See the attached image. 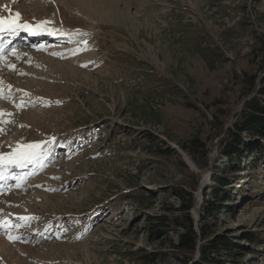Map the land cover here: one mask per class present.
<instances>
[{
  "label": "rangeland",
  "instance_id": "obj_1",
  "mask_svg": "<svg viewBox=\"0 0 264 264\" xmlns=\"http://www.w3.org/2000/svg\"><path fill=\"white\" fill-rule=\"evenodd\" d=\"M62 1L20 0L24 23L36 16L59 29V7L69 34L45 41L49 53L0 62L13 87L0 102L9 110L0 144L43 141L46 163L18 204L0 202V219L29 217L13 219L15 240L0 231V264H187L172 246L184 230L148 242L143 219L180 207L178 187L194 193L198 247L225 237L241 247L226 264H264V139L246 137L252 151L224 155L245 103L264 101V0ZM195 140L205 152L191 149ZM166 148L171 156L159 155ZM231 161L240 172L226 173L229 209L202 220L212 177ZM142 194L152 209L136 205Z\"/></svg>",
  "mask_w": 264,
  "mask_h": 264
},
{
  "label": "trees",
  "instance_id": "obj_2",
  "mask_svg": "<svg viewBox=\"0 0 264 264\" xmlns=\"http://www.w3.org/2000/svg\"><path fill=\"white\" fill-rule=\"evenodd\" d=\"M262 53L264 56V40L262 44ZM253 83V82H252ZM263 94V92L261 93ZM245 135V136H243ZM151 136V135H150ZM229 138L231 142L225 144L224 155L230 159L235 157H242L244 153L252 151V148L246 145V137L250 139L263 138L264 139V101L258 98H253L245 103V107L242 115L235 124L233 131L229 132ZM152 137V136H151ZM203 145L199 141L192 142L191 149L193 151L202 150ZM259 153L260 149H257ZM203 151V150H202ZM205 152V151H203ZM161 156H171V150L166 148L165 150H158ZM258 153V152H257ZM234 161L229 164H224L223 167H219L216 173L212 177L211 186L208 189H212V199L204 201L203 204V217L202 220H218L220 209L228 210L229 207H221L222 201L228 200V189L226 187L234 185L235 182L230 183V179L226 176L229 169L240 172L239 169H235L236 165L232 167ZM239 178H236L238 181ZM173 196L177 197L181 205L178 208L167 209L168 212L161 213H144L145 227L148 232V242H165L168 239L170 233L176 228H182L184 233L180 235L179 244L172 245L173 248L179 254H183L188 258L187 264H226V262H232L238 256V251L241 247L238 243L232 242L227 238H215L214 240H208V244L202 247H198V236L195 227V221L192 217V210L195 206V196L193 192L186 190L184 187H178L173 189ZM154 204V198L152 196L136 195V205L142 210L152 209ZM202 237L209 239L212 237L208 232L205 225L201 223ZM199 250L201 258L194 261L195 255ZM215 256H212L214 255ZM148 256H142L141 262L144 264H154V261L148 260Z\"/></svg>",
  "mask_w": 264,
  "mask_h": 264
},
{
  "label": "bare ground",
  "instance_id": "obj_3",
  "mask_svg": "<svg viewBox=\"0 0 264 264\" xmlns=\"http://www.w3.org/2000/svg\"><path fill=\"white\" fill-rule=\"evenodd\" d=\"M19 1L20 0H0V18H4V19L15 21L16 24H18V25H25L26 24V25H28V28L18 27L14 33L13 32H9V31H3V32H8L10 34L9 35L10 37H11V35H16L17 33H21L23 31L26 33V36H27V34H29L30 36H34V38H31L29 40V45H28V46H32V47H31V49L23 47L21 49L19 48L20 50H18V51L15 49L12 52L11 51L12 49H9L10 47L4 48L5 45H2L0 47V62L6 61V63H10V61H15V59H18L19 57H22L24 55L28 56L29 54H34V56H35L36 53L37 54L49 53L47 51L49 49H52V48H50L51 46L47 45L48 44L47 42H42V37H44L47 34L53 33V35H54L53 39L60 40V39H57L55 36L69 34L68 29L64 25L60 24L62 17H61V9H59V7L53 13V16H54L53 19H54L55 23L57 24V26L59 27V29H56V28H54L55 26H53V25L49 26V23H47V21H48L47 19H45V23H43L42 21L37 19L38 17H36V16L34 17L33 21L29 20V21L24 23L23 18H25V15L27 14V12H25V10H27L28 8L26 6L25 7L20 6L19 5ZM32 1H34V4H32V6L34 5L33 7H36V6L38 7V6H40V5H42L44 3V0H32ZM67 1H66V3H67ZM56 2H57V0H55V4H56ZM62 2L64 3V0ZM76 2H78V1H76ZM87 2H90V1L87 0ZM101 2H103V1H101ZM74 4H75V2H74ZM93 4H91L92 7L95 6V3H93ZM102 5H101V7H103ZM87 6L89 8V5H87ZM93 9H95V8H93ZM97 10H99V8L96 9L95 11H97ZM28 12H30V11H28ZM85 12H87V11H85ZM104 12H106V11H104ZM17 14H19L18 17H17ZM105 16H107V15H105ZM3 32H0V38H1ZM70 35H68V38H67L68 41L66 43H63V44H72V43H70V41L72 40V34H70ZM35 36H37V37H35ZM74 38H75V36H74ZM62 40L63 39H61L59 43H61ZM40 41L42 43H44V45L47 47L46 50H45V46L40 44ZM44 50H45V52H44ZM9 51H11V52H9ZM6 52H9L8 55L6 54ZM10 56H11V58H10ZM12 57H14V58H12ZM1 64H0V66H1ZM0 79H2V78H0ZM12 88L13 87L11 86V83H7V82H5V80L0 82V102H2L1 100L5 99L3 93L5 91L6 92H10V90H12ZM8 114H9V110L0 109V138L4 134V129H5V125H6V120L5 119H6ZM44 143H43V141H39V142L30 141V139H27V138L24 139V136H23V139L19 140V142H17L13 146L9 145L8 142H6V143H4L2 145L0 144V156L16 157V156L21 155L25 151L34 152V155L31 156V158L29 160H24L19 165L18 164H13V163H7V162H4V161H0V178L4 177L5 181H6L4 187L0 188V202L2 201L1 203L5 204V207H7L6 205H9V207H10L12 205L18 204V202H17L18 198H20L22 195H24L23 192L27 188H29L28 186H26L27 183H28L29 176H31L32 178L34 177V179H35L34 181L31 179L33 181V183H32L33 185L38 183V178H36L35 175L37 174V176L39 177L41 175L40 171L42 170L44 165L46 167V163L43 162V159H42L43 156H41L42 149L44 147ZM28 145H40V147L37 148V149L29 150V149H27ZM186 161L190 165L191 168L195 169L194 163L189 158H186ZM8 169L9 170L10 169L11 170L15 169V170L20 171V173L18 174V176H15V175L12 174V172H7ZM41 181H42V179L39 180V182H41ZM29 184L31 185V183H29ZM37 191H38V189H37ZM37 191H36V193H37ZM4 210H3V212L6 213L5 212L6 210L5 211ZM6 215H8L9 218L5 217L4 219H0V231L2 230L3 234H7V236H6L7 238H9L11 236V237L14 238L13 240H15V239L19 238V236L21 234H17L18 233V231L16 232L17 228L16 229L13 228V225H12L13 219H15V218L20 219L21 220L20 224H21V223L24 222V221L22 222V220L26 221L27 218H29V217L28 216L24 217L25 215L17 217L14 213H6ZM0 239H4V238L1 237Z\"/></svg>",
  "mask_w": 264,
  "mask_h": 264
},
{
  "label": "snow or ice",
  "instance_id": "obj_4",
  "mask_svg": "<svg viewBox=\"0 0 264 264\" xmlns=\"http://www.w3.org/2000/svg\"><path fill=\"white\" fill-rule=\"evenodd\" d=\"M18 16H19V14H17V17ZM18 27L28 28V25H26V24L25 25H18V24H16L15 21L4 19V18H0V32L9 31V32H13L14 33ZM85 43H86V41H85ZM39 147H40V145H28L27 149L33 150V149H37ZM33 155H34V152L25 151L24 153H22L21 155L16 156V157L0 156V161H4V162H7V163H13V164H18L19 165V164L22 163V161L29 160L31 158V156H33ZM9 239L11 240V239H14V238L10 236Z\"/></svg>",
  "mask_w": 264,
  "mask_h": 264
},
{
  "label": "water",
  "instance_id": "obj_5",
  "mask_svg": "<svg viewBox=\"0 0 264 264\" xmlns=\"http://www.w3.org/2000/svg\"><path fill=\"white\" fill-rule=\"evenodd\" d=\"M204 184V183H203ZM202 186H204V185H202ZM200 197V196H199Z\"/></svg>",
  "mask_w": 264,
  "mask_h": 264
}]
</instances>
